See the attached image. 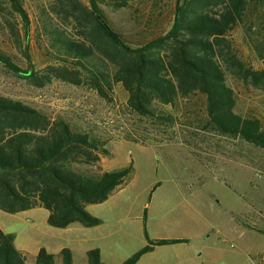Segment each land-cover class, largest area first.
<instances>
[{
    "label": "trees",
    "instance_id": "obj_1",
    "mask_svg": "<svg viewBox=\"0 0 264 264\" xmlns=\"http://www.w3.org/2000/svg\"><path fill=\"white\" fill-rule=\"evenodd\" d=\"M132 1L34 2L31 13L26 0H0V9L21 19L22 42L19 25L7 23L29 66L22 70L18 57L2 49L0 63L38 87L56 79L87 86L109 102L115 86L122 84L129 109L162 124L173 122L174 116L156 104L178 108L181 101L200 95L204 130L264 149L262 120L237 111L238 97L227 77L229 73L264 91V70L244 62L227 38L241 27L249 47L264 60V0H177L169 31L137 45L126 40L112 17ZM31 40L48 63L41 75L32 66ZM109 155L106 141L93 130L0 96V210L15 214L44 208L49 225L56 228L101 225L87 207L107 201L133 173L132 164L93 170ZM146 237L148 245L120 264H137L157 246L184 242L153 240L147 232ZM29 263L74 264V256L69 248L58 254L41 248L33 258L16 248L15 235L0 228V264ZM86 264H106L99 248L87 252Z\"/></svg>",
    "mask_w": 264,
    "mask_h": 264
},
{
    "label": "rangeland",
    "instance_id": "obj_2",
    "mask_svg": "<svg viewBox=\"0 0 264 264\" xmlns=\"http://www.w3.org/2000/svg\"><path fill=\"white\" fill-rule=\"evenodd\" d=\"M53 1L26 0V5L33 13L34 2L48 5ZM82 1L87 3L88 0ZM176 3L177 0H134L129 8L112 13V17L129 43L142 44L169 31ZM8 20L19 25L23 41L20 17L8 9H0V49L15 54L18 57L16 64L27 70L29 64L16 36L9 30ZM227 38L233 52L244 62L255 70H264V60L249 47L241 27ZM28 45L32 66L41 75L48 63L33 40ZM227 77L238 97L237 111L260 118L264 125V91L229 73ZM0 96L23 101L53 119L66 117L100 135L106 141L110 155L102 156L93 170L100 172L133 166L127 183L113 193L107 203L89 206L88 211L102 220V224L96 226L98 229L86 228L80 223L77 226L84 229L81 232L75 231V227H52L48 223L49 211L40 207L15 214L0 210V228L16 236L18 248L36 251L38 247L46 246L55 251L64 245L73 248L76 262L80 264L87 249L117 247L118 254L112 255L110 260L123 262L136 243L131 235L136 236L138 230L142 232L146 227V220H135L136 217L145 204L153 205L162 197L170 200L168 209L186 199L191 204L211 202L226 211L236 210V213L253 204L264 217V149L204 130L201 120L205 107L200 95L181 101L178 108L156 104L159 110L174 116L173 122L162 124L132 112L128 107L129 94L122 84L115 86L109 102L87 86L56 79L38 87L0 63ZM174 214L168 213L167 218ZM242 223L244 225L243 220ZM252 223L254 228L261 229L253 231V247H260L264 240L260 235L264 234V225L261 226L256 218ZM220 244L226 248L230 245ZM255 254L253 249L252 260L258 261ZM247 262L242 259L241 264Z\"/></svg>",
    "mask_w": 264,
    "mask_h": 264
},
{
    "label": "crops",
    "instance_id": "obj_3",
    "mask_svg": "<svg viewBox=\"0 0 264 264\" xmlns=\"http://www.w3.org/2000/svg\"><path fill=\"white\" fill-rule=\"evenodd\" d=\"M169 201L162 197L153 205L152 203L144 205L135 220L142 222L146 220L145 230L143 229L142 232L138 230L136 236L130 234L136 239V243L124 257L123 262L148 245L146 232L153 240H184V242L157 246L153 251L143 255L137 264H241L242 259L247 260V264H250L253 258V249L256 250V257L264 262V240L260 247H253V231H255L252 223L253 218H256L261 226L264 225V217L255 205H247L245 210L239 209V213H236V210L226 211L211 202L191 204L187 199L168 209ZM173 212L174 216L167 218V214ZM71 227H75L74 230L77 232L84 231L83 228L77 226V223L70 225L67 229ZM260 235L264 237L263 233ZM16 240L15 236V246ZM220 243H229L230 245L226 248ZM49 246L54 248L55 245ZM16 248L28 253L33 258L41 248L47 249L52 254H58L62 249L69 248L74 256V264H77L73 248L64 245H60L59 248L54 249L55 251H51L50 247L46 246H40L36 251H29L17 246ZM94 248L101 250L104 263L120 264L121 261L110 260L112 255L118 254L117 247L97 246L91 249ZM91 249L85 251L86 257L84 256L80 264H86L87 252Z\"/></svg>",
    "mask_w": 264,
    "mask_h": 264
},
{
    "label": "built area",
    "instance_id": "obj_4",
    "mask_svg": "<svg viewBox=\"0 0 264 264\" xmlns=\"http://www.w3.org/2000/svg\"><path fill=\"white\" fill-rule=\"evenodd\" d=\"M233 246V245H232ZM250 264H264V262L263 261H261V260H258V261H251V263Z\"/></svg>",
    "mask_w": 264,
    "mask_h": 264
}]
</instances>
